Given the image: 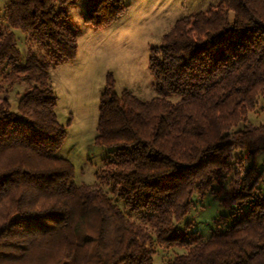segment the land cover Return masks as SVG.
I'll list each match as a JSON object with an SVG mask.
<instances>
[{
  "label": "trees",
  "instance_id": "1",
  "mask_svg": "<svg viewBox=\"0 0 264 264\" xmlns=\"http://www.w3.org/2000/svg\"><path fill=\"white\" fill-rule=\"evenodd\" d=\"M72 2L6 0L2 8L0 264H152L156 245L183 250L166 264H264L254 166L228 181L223 204L246 205L230 225L207 239L189 224L173 227L193 198L223 188L232 151L264 153V120L247 124L264 100V0H217L176 20L151 49L157 97L149 101L117 95L107 74L94 144L113 158L100 186L75 185L73 165L57 156L66 134L49 70L76 57ZM125 9L122 0H87L82 20L97 31ZM14 29L42 52L22 55ZM21 82L13 110L9 91Z\"/></svg>",
  "mask_w": 264,
  "mask_h": 264
},
{
  "label": "rangeland",
  "instance_id": "2",
  "mask_svg": "<svg viewBox=\"0 0 264 264\" xmlns=\"http://www.w3.org/2000/svg\"><path fill=\"white\" fill-rule=\"evenodd\" d=\"M6 0H0V19ZM125 11L115 22L100 30H93L82 20L87 0H73L70 16L72 27L77 33V53L72 62L49 70L53 93L56 97L55 113L58 123L65 130L64 142L57 152L59 158L68 160L74 168L75 185H99L100 171L113 154L105 147L94 144L98 122L99 97L103 91L107 74L114 80V91L132 93L141 101L157 97L155 81L149 73L151 49L161 44L162 36L178 20L208 10L217 0H122ZM5 28V21L0 24ZM17 47L22 55L36 54L41 49L26 39L20 30H13ZM26 85L21 82L9 91V101L14 110L17 98L24 92ZM170 102L176 103L178 97L170 96ZM1 102V97H0ZM264 100H259L255 110L248 115L247 124L257 126L264 120L261 112ZM242 124L237 129L242 128ZM239 159V160H238ZM229 162L231 171L219 191V185L213 186L202 198H193L189 213L178 223L173 224L175 232L183 231L190 225V232H197L207 239L212 232L224 229L238 218L240 210L234 206H225L223 199L228 181L238 170L241 176L252 166L256 175L254 196L264 192V153L254 156L244 151H232ZM104 189L109 192L107 184ZM107 183V182H106ZM122 208V206H120ZM226 217V218H225ZM225 218L224 221L218 219ZM183 250L166 249L155 246L152 264H166Z\"/></svg>",
  "mask_w": 264,
  "mask_h": 264
}]
</instances>
